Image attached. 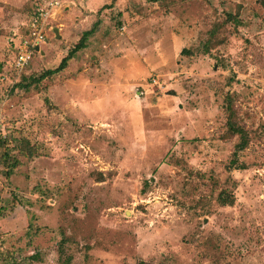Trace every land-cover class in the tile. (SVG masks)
<instances>
[{"label": "rangeland", "instance_id": "rangeland-1", "mask_svg": "<svg viewBox=\"0 0 264 264\" xmlns=\"http://www.w3.org/2000/svg\"><path fill=\"white\" fill-rule=\"evenodd\" d=\"M59 1L41 49L6 74L37 0H0V137L37 151L0 160V264H264V0ZM93 67L90 91L77 76ZM227 93L244 169L226 168Z\"/></svg>", "mask_w": 264, "mask_h": 264}, {"label": "trees", "instance_id": "trees-1", "mask_svg": "<svg viewBox=\"0 0 264 264\" xmlns=\"http://www.w3.org/2000/svg\"><path fill=\"white\" fill-rule=\"evenodd\" d=\"M41 2L42 0H37V2L34 3L29 16L35 10L38 4ZM96 23L97 22H94L92 27L82 32V35L79 38V40L73 45L72 48L68 50L66 55L61 58L59 64L56 67L45 69L37 78L33 79L34 82L40 81L46 77H50L53 74L63 70L67 66L68 61L74 56V54L77 51L86 47L87 38L94 32ZM10 45L12 46V51H13V43H10ZM185 51L186 49L182 48L180 53H183ZM14 57L15 55L13 53L11 56V62L14 59ZM12 71L14 70L13 68H11V66L10 67L7 66L4 69V73L6 74ZM22 86L24 88H28L29 85L26 83L25 85L22 84ZM224 110L226 112V120H225L226 134L229 135L230 137L237 136V141L233 145V151L231 153L230 159L228 160L226 168L228 170L244 169L246 168V166L242 161H240L239 153L247 147L249 143V135H248V130L245 129L243 126L239 125L236 120L234 105L232 104V98L229 93H227L225 97ZM8 143H9V139L7 140L6 137L4 138L0 137V160H2L7 165V167L10 168L9 170H12L13 168L20 165L19 160L16 159V157H12L13 155H11L12 154L10 152L11 150L14 149L16 152L21 153L28 159H31L37 153L35 147L31 146L28 143V141L23 137H20L18 139V144H16L15 147H10ZM217 201L221 205H232L234 203V195L231 192L221 190L217 196ZM30 258H34V257L31 256ZM137 264H161V263H146V261L144 260H139Z\"/></svg>", "mask_w": 264, "mask_h": 264}, {"label": "built area", "instance_id": "built-area-1", "mask_svg": "<svg viewBox=\"0 0 264 264\" xmlns=\"http://www.w3.org/2000/svg\"><path fill=\"white\" fill-rule=\"evenodd\" d=\"M57 5H60L59 0H44L29 16L24 35L15 44L13 43L15 57L10 66L16 73L30 64L34 54L41 49L40 45L45 43L47 30L50 29L48 24L54 18V11L57 10L54 8Z\"/></svg>", "mask_w": 264, "mask_h": 264}, {"label": "crops", "instance_id": "crops-1", "mask_svg": "<svg viewBox=\"0 0 264 264\" xmlns=\"http://www.w3.org/2000/svg\"><path fill=\"white\" fill-rule=\"evenodd\" d=\"M77 28H80V25L78 24L77 25ZM83 30H86V29H83ZM118 39H115L114 41L116 42ZM114 41H111L112 43ZM120 42L118 43V46H119ZM116 45H114L112 47L113 50L116 49ZM86 49V47H85ZM108 55L106 57V59H104L103 61L104 62H107V64L111 65L115 62V59L117 58H110L111 56V50H108ZM113 59V60H112ZM101 73V70H98L97 68H85L83 71H81L78 76H77V79L80 80L81 78L84 77V82H82V84H85V88L84 89H88V90H94V88H99L100 89V86L102 84V82H99V78L97 77L98 74ZM102 74V73H101ZM93 75V78H91ZM99 83V84H98ZM69 84V85H68ZM105 87H108L110 85H106V84H103ZM116 86V85H115ZM122 86V84L120 85V87ZM116 87H119V86H116ZM70 88H72V83L71 82H67L66 84L60 86V90L62 89V91H64V95H66V98H69L70 97V94L68 91H70ZM106 89V88H105ZM108 89V88H107ZM89 94H92L89 92ZM89 97V96H88Z\"/></svg>", "mask_w": 264, "mask_h": 264}, {"label": "water", "instance_id": "water-1", "mask_svg": "<svg viewBox=\"0 0 264 264\" xmlns=\"http://www.w3.org/2000/svg\"><path fill=\"white\" fill-rule=\"evenodd\" d=\"M36 49H37V47H36Z\"/></svg>", "mask_w": 264, "mask_h": 264}]
</instances>
